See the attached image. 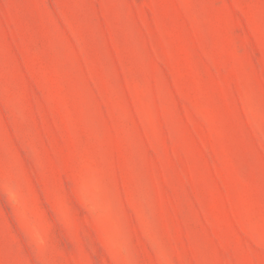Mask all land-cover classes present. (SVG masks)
I'll return each instance as SVG.
<instances>
[{"label":"rangeland","instance_id":"rangeland-1","mask_svg":"<svg viewBox=\"0 0 264 264\" xmlns=\"http://www.w3.org/2000/svg\"><path fill=\"white\" fill-rule=\"evenodd\" d=\"M0 264H264V0H0Z\"/></svg>","mask_w":264,"mask_h":264}]
</instances>
